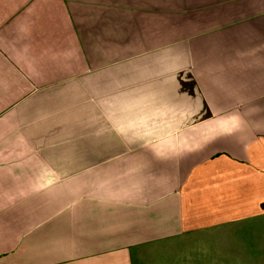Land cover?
Wrapping results in <instances>:
<instances>
[{
	"label": "crops",
	"instance_id": "crops-1",
	"mask_svg": "<svg viewBox=\"0 0 264 264\" xmlns=\"http://www.w3.org/2000/svg\"><path fill=\"white\" fill-rule=\"evenodd\" d=\"M263 217L264 0H0V264H261Z\"/></svg>",
	"mask_w": 264,
	"mask_h": 264
},
{
	"label": "rangeland",
	"instance_id": "rangeland-1",
	"mask_svg": "<svg viewBox=\"0 0 264 264\" xmlns=\"http://www.w3.org/2000/svg\"><path fill=\"white\" fill-rule=\"evenodd\" d=\"M258 221L264 222V217L262 220L253 219V220H250L249 222L253 224ZM242 249H243L242 252L245 254V256H248L250 259L257 258L261 261V264H264V243L261 245H250L247 247L243 246Z\"/></svg>",
	"mask_w": 264,
	"mask_h": 264
}]
</instances>
